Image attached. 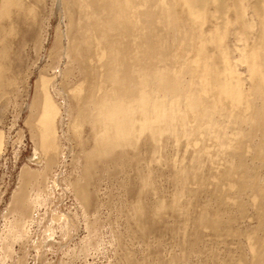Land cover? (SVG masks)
<instances>
[{"label":"bare ground","instance_id":"6f19581e","mask_svg":"<svg viewBox=\"0 0 264 264\" xmlns=\"http://www.w3.org/2000/svg\"><path fill=\"white\" fill-rule=\"evenodd\" d=\"M46 6L0 0L1 125L28 94L23 50L41 64L54 6L61 18L26 103L33 153L0 210V264H73L103 252L109 229L117 264H264V0ZM8 137L0 127V160ZM160 231L175 237L165 255Z\"/></svg>","mask_w":264,"mask_h":264},{"label":"rangeland","instance_id":"374dc122","mask_svg":"<svg viewBox=\"0 0 264 264\" xmlns=\"http://www.w3.org/2000/svg\"><path fill=\"white\" fill-rule=\"evenodd\" d=\"M50 6H51V0H47V6L46 7H49L50 8ZM49 8H44L45 9V11H44V13L45 14H50V11L48 10ZM59 10L60 9H58L56 6H54V11H53V13H52V15H50L49 16V19H48V23H49V28H48V31H47V46L45 47V50H44V52H43V59H42V61H41V64H40V61L38 60L37 61V63H36V65H35V67H34V69H33V66H32V63H33V61H34V59L36 58V56H35V53L33 52V51H31V49L30 48H28V47H26L24 50H23V55L24 56H26V59L24 60V62L22 63V65L24 64V69H25V73L27 74V71H31V68H32V73H29L28 75H30L31 77L29 78V83H27L28 84V87H27V85L25 86L26 87V89L28 90V94H27V96H24V95H22V94H25L24 92L22 93V90H24V84H23V86H22V84H21V86L23 87V88H21V91H20V95H18L17 96V101H18V103L20 104V103H22V102H24L25 104H23V106H22V104H20V106H18L19 107V109L21 108V107H23V109H22V112H21V115H20V117L19 118H14L15 117V114H16V110H18L17 108H14V106L13 105H10V106H8L7 108H6V110L4 111L5 113H4V119H3V124L1 125L0 124V127H3L4 128V130L7 132V134L9 135V137H8V140H9V148H8V152H7V155L5 156L6 158H8V160H7V163L6 164H4L5 162H4V158L5 157H3L1 160H0V195L2 194V195H4V197L2 198V201H0V210L1 209H3V207L6 205V203H7V201H8V198L10 197V194H11V191L16 187V183L18 182V174H19V171H20V169H21V167H22V165L23 164H25L26 162H27V159H28V157L33 153V143H32V141H31V139H30V135H29V131H28V128L26 127V125L24 124V122H25V120H26V118H27V115H28V106H26V103L27 104H29V101H30V99H31V97H32V94H33V83H34V81H35V79L37 78V75H35V73L36 74H38V71H39V67H41V65H43L46 61H47V58H48V53H49V50L52 48V45H53V42H54V31H55V29H56V27H57V25H58V22H59V20L61 19L60 18V15H59ZM28 55V56H27ZM34 58V59H33ZM33 59V60H32ZM40 64V66H38ZM26 65V66H25ZM28 65H30V66H28ZM38 66V67H37ZM27 69V70H26ZM35 70V71H34ZM36 76V77H35ZM22 95V96H21ZM21 96V97H20ZM24 96V97H23ZM12 127V128H11ZM19 128H22V130L24 131V134H25V136L23 137V141L21 142V144H18V145H20V147L19 148H21V153H20V157H19V159L14 163L13 162V157H12V151H13V148H14V141H15V139H17V135H16V133H17V131L19 130ZM9 129H11V130H9ZM17 145V146H18ZM156 168H159V167H157V166H155ZM157 170V174H158V176L160 175L159 173H158V169H156ZM162 169H160V171H161ZM163 170L164 171H161L160 173L161 174H164L163 175V177L160 175L159 176V178L157 177V180H156V184L158 185V186H160L161 187V189L158 187V190L160 189V191H159V194L160 195H162L163 196V194H164V196L163 197H165L166 199H168V197H169V195L168 194H170V189H172V185H171V183H169L170 181L169 180H167L168 179V174H169V170L168 171H166L167 170V168L166 167H163ZM165 171H166V173H165ZM164 172V173H163ZM168 173V174H167ZM168 175V176H167ZM162 177V178H161ZM167 177V178H166ZM159 183V184H158ZM107 184H109V186H107V187H105ZM111 184V185H110ZM101 186H103V187H101V192H102V194L104 193L105 195H103V197H105L107 194V197L109 196L111 199H113V201H116V200H114L115 198H116V196H118V195H120V189H118L117 188V185H114L113 183H109V182H105V185H104V183L101 185ZM111 186L112 187H114V189L112 188L111 189ZM164 187V188H163ZM107 188H109V189H107ZM111 189V190H110ZM162 189H164V190H162ZM109 190H110V195H109ZM111 191H113V192H111ZM117 192V194L115 193V192ZM164 191L167 193H164ZM107 192V193H106ZM169 192V193H168ZM115 193V195H113V197H111L112 196V194H114ZM162 193V194H161ZM166 194V195H165ZM114 196H115V198H114ZM107 197H105V198H107ZM64 201V202H63ZM62 204H63V207H64V210H66L65 209V207H69V206H71L72 205V197L71 196H69V195H67V196H65V198H63V200H62ZM62 207V208H63ZM105 209H107V208H105ZM105 209H103L102 210V212H103V215L105 214L104 213V211H106L107 213H109L108 212V210L109 209H107V210H105ZM113 211H115V209H113L110 213L112 214V216L116 213V212H113ZM106 213V214H107ZM105 214V215H106ZM116 215V214H115ZM122 221H120L119 222V225L117 226L119 229H121L122 227H123V222L121 223ZM120 224H121V226H120ZM108 226H106L105 227V230L107 231L109 228H107ZM122 230V229H121ZM105 231V232H106ZM109 232H110V229H109V231H107V233L109 234ZM164 232H166V231H164ZM83 233H85L83 230H82V228L80 229V230H78L77 232H76V234H75V236H74V240L76 241V240H78V237L79 236H82L83 235ZM107 233H105L104 234V236H108V237H105V240H104V242L106 243H104L105 245V247H106V249H108V250H106V249H104L105 247L104 246H102L103 248H102V250H104L103 252L101 251V248H100V250H98V251H96V252H92L90 255H88L84 260L83 259H76L74 262H73V264H117L118 263V258H116V256H117V254H116V251L114 250V247L112 246H110L109 245V243H107V239L108 238H111V236L110 235H108ZM169 232H166V233H161V231L160 232H156V235L155 236H152V240H154L155 238L156 239H161V241L160 240H158V241H160V242H162V241H164V242H162L163 243V245H162V247L160 248V249H158V250H160L161 251V253H163V251H164V255L166 254V253H168V252H170V250H172L173 248H174V241H175V237H173V236H171L172 234L171 233H169ZM82 234V235H81ZM162 234V235H161ZM171 234V235H170ZM169 235V236H168ZM160 236V237H159ZM166 236V237H165ZM76 238V239H75ZM107 238V239H106ZM154 238V239H153ZM155 239V241L153 242L152 241V249H153V246H154V248H158V247H156L157 246V240ZM172 240H174V241H172ZM70 244H72V241L70 242V243H68L67 245H65L64 247L66 248V246H70ZM109 245V246H108ZM166 245V246H165ZM171 245V246H170ZM134 246V247H133ZM132 247H133V249L134 250H137V252H139V250L141 249V243H139V244H134ZM109 247V248H108ZM172 249H171V248ZM110 248H111V250H110ZM64 249V248H63ZM163 251H162V250ZM110 250V251H109ZM115 252H114V251ZM151 250V249H150ZM149 250V251H150ZM154 250V249H153ZM153 250H151V254H153ZM99 251H101L100 252V254H98L99 253ZM98 252V253H97ZM155 252V251H154ZM157 252V251H156ZM155 252V253H156ZM102 253V254H101ZM114 253H115V258H114ZM154 253V254H155ZM94 254V255H93ZM52 255V256H51ZM140 255V253H138V255L137 256H135L136 257V261H137V263H139L140 262V257L141 256H139ZM54 256H55V254H54ZM53 256V254L52 253H48V255H47V257H48V259H50L51 260V258H52V260L53 259H55V257ZM93 256V257H92ZM139 256V260H137L138 257ZM87 259V260H86ZM117 262H116V261ZM85 261V262H84ZM135 261V262H136ZM84 262V263H83ZM114 262V263H113Z\"/></svg>","mask_w":264,"mask_h":264}]
</instances>
